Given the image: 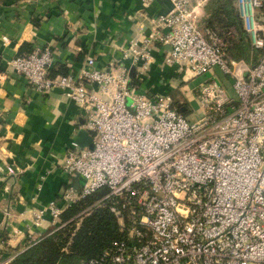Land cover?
Here are the masks:
<instances>
[{
    "label": "built area",
    "instance_id": "obj_1",
    "mask_svg": "<svg viewBox=\"0 0 264 264\" xmlns=\"http://www.w3.org/2000/svg\"><path fill=\"white\" fill-rule=\"evenodd\" d=\"M140 1L148 8L155 0ZM168 1L144 33L115 44L103 66L87 55L76 72L54 73L49 45L6 60L35 92L60 90L84 112L92 138V148L71 141L61 160L78 188L68 185L61 202L32 211L35 227L47 221L53 229L10 230L24 247L62 227L66 208L97 194L75 216L76 227L108 208L119 235L81 264H264V0L233 1L255 51L248 61L229 57L232 27L220 35L204 26L208 0ZM157 48L177 77L163 93L142 84ZM175 89L184 105L174 103ZM4 243L0 264L17 253Z\"/></svg>",
    "mask_w": 264,
    "mask_h": 264
},
{
    "label": "crops",
    "instance_id": "obj_2",
    "mask_svg": "<svg viewBox=\"0 0 264 264\" xmlns=\"http://www.w3.org/2000/svg\"><path fill=\"white\" fill-rule=\"evenodd\" d=\"M169 7L168 0L148 8L140 0H0V235L13 252L22 250L24 241L10 235L12 228L35 236L49 232L47 221L41 228L32 224V211L61 202L64 187L78 188L79 179L63 173L60 164L66 146L84 129L85 116L60 90L35 92L21 75L7 71L6 60L49 45L57 67L67 72H76L87 55L103 66L115 55V44L140 36L148 18ZM152 55L142 84L163 93L177 85V77L161 65L160 49Z\"/></svg>",
    "mask_w": 264,
    "mask_h": 264
},
{
    "label": "trees",
    "instance_id": "obj_3",
    "mask_svg": "<svg viewBox=\"0 0 264 264\" xmlns=\"http://www.w3.org/2000/svg\"><path fill=\"white\" fill-rule=\"evenodd\" d=\"M233 1L208 0L204 7L202 22L205 27L220 35H224L225 31L232 27L234 29L233 37H226L229 57L248 61L255 51L241 27ZM30 51L28 48L27 51L19 52L16 56L25 55ZM255 55H252V58ZM66 72L67 68L60 64L54 71V73L62 74ZM138 82V80L132 79V84H138ZM174 91L172 92L173 100L178 105L179 101L174 95L176 93ZM96 198L97 194H94L66 208L60 215L61 223H64L62 227L38 238L37 241L22 250H18L8 264H81L82 261L99 256L119 235L116 218L108 208H98L83 216L80 225L76 227L78 216L75 217ZM0 239L6 241L5 236L0 235ZM4 248L7 251L13 252L14 250L7 243H4Z\"/></svg>",
    "mask_w": 264,
    "mask_h": 264
},
{
    "label": "water",
    "instance_id": "obj_4",
    "mask_svg": "<svg viewBox=\"0 0 264 264\" xmlns=\"http://www.w3.org/2000/svg\"><path fill=\"white\" fill-rule=\"evenodd\" d=\"M129 74L131 77L134 76V67L130 68ZM80 146H88L92 148V138L85 130H81L75 140Z\"/></svg>",
    "mask_w": 264,
    "mask_h": 264
},
{
    "label": "rangeland",
    "instance_id": "obj_5",
    "mask_svg": "<svg viewBox=\"0 0 264 264\" xmlns=\"http://www.w3.org/2000/svg\"><path fill=\"white\" fill-rule=\"evenodd\" d=\"M192 84H193V82L190 83V85H192ZM176 92H177V94L175 93L174 95L177 96V100H178V101H181L182 104L184 105L185 102H186V101H185L186 99L184 98L185 96H184V95H183L184 97H182V95L178 96V94H180V92H179L178 89H176ZM185 113H186V112H185Z\"/></svg>",
    "mask_w": 264,
    "mask_h": 264
}]
</instances>
